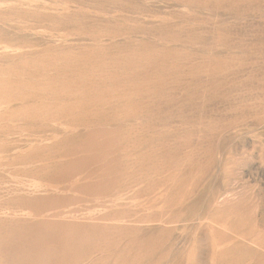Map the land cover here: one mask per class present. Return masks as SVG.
Instances as JSON below:
<instances>
[{"label":"rangeland","instance_id":"rangeland-1","mask_svg":"<svg viewBox=\"0 0 264 264\" xmlns=\"http://www.w3.org/2000/svg\"><path fill=\"white\" fill-rule=\"evenodd\" d=\"M0 264H264V0H0Z\"/></svg>","mask_w":264,"mask_h":264}]
</instances>
